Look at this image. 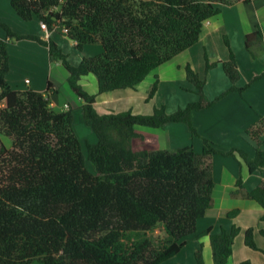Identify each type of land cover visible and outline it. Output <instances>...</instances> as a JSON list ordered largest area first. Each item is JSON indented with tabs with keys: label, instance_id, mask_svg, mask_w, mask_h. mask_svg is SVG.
<instances>
[{
	"label": "trees",
	"instance_id": "obj_1",
	"mask_svg": "<svg viewBox=\"0 0 264 264\" xmlns=\"http://www.w3.org/2000/svg\"><path fill=\"white\" fill-rule=\"evenodd\" d=\"M239 1L250 0H11L22 19L37 16L48 31L67 28V37L80 51L93 43L103 51L74 65L52 38L16 34L0 18L8 37L36 40L62 61L71 90L83 101L85 124L97 138L86 140L85 154L74 127L75 110L51 105L50 97L58 92L54 83L45 91L11 89L8 42L0 40V264H163L178 255L188 239L204 234L210 235L214 264L227 262L240 228L198 231L199 220L213 204V158L238 151L251 171L262 170L264 117L246 130L256 144V157L250 159L242 149L225 152L203 137L193 114L230 92L243 94L264 72L238 85L241 74L231 50L230 59L221 62L230 86L209 100L205 78L187 65L186 77L199 98L172 113L162 106L147 114L132 109L101 114L96 97L137 88L153 70L196 45L204 21L218 14L220 5ZM261 34L260 29L248 34L247 46ZM218 63L206 55L207 70ZM89 73L98 79V94L79 82ZM155 77L147 100L157 92ZM170 123L186 124L191 142L202 139V150L196 152L191 145L173 153L162 149L157 134L147 129ZM2 135L12 139V146L4 144ZM232 195L256 200L264 220V184L247 188L239 177ZM238 212L227 215L232 218ZM157 226L166 234L158 244L150 239L122 241L128 233ZM245 244L261 250L253 227L245 232ZM195 258L205 264L203 245Z\"/></svg>",
	"mask_w": 264,
	"mask_h": 264
},
{
	"label": "crops",
	"instance_id": "obj_2",
	"mask_svg": "<svg viewBox=\"0 0 264 264\" xmlns=\"http://www.w3.org/2000/svg\"><path fill=\"white\" fill-rule=\"evenodd\" d=\"M220 7L221 11L218 14L204 21L198 43L176 56L181 58L179 67L186 70V66L191 65L198 72L200 68L202 73L199 74L206 81L204 92L209 100L219 96L230 86L221 62L230 59L231 50L235 54L241 74L238 85L243 86L264 71V0L239 1L234 4H222ZM0 18L16 34L34 35L41 39L50 37L64 53L78 50L75 42L67 37L63 29L56 27L52 31L45 30L37 16H33L30 20L22 19L12 6L11 0H0ZM258 29L262 34L253 39L254 42L251 41L250 46H247V35ZM0 40L8 42L10 71L7 74V81L11 89L26 90L28 88L45 91L49 82H52L58 92L50 97L51 105L58 110L73 108L76 112L80 110L82 113L83 101L71 90L68 81L69 71L62 61L51 57L48 47L33 39L8 37L2 25H0ZM86 46L95 47L94 45ZM85 47L83 51L86 50ZM102 51L99 48H92V52H96L94 55ZM206 55L210 61L220 63L207 70ZM83 57L79 56V59L70 63L77 65ZM52 62L56 64V67H52ZM164 65H166L165 76L172 78L173 75L168 72V64H162L159 69ZM60 66H63L66 72L64 69L61 70ZM162 74V70L160 74H157L159 79L163 80L157 88L154 99L151 100H147L149 89L153 85L149 82V79H152L151 76H148L135 89L125 88L102 94H98V79L95 74L89 73L82 76L79 82L89 93L98 94L96 109L101 114L112 110L128 109L147 114L151 113L155 107L162 106L167 112L172 113L180 107L177 104L179 94L177 90L181 85H185L193 93L183 107L189 102L198 100L199 95L195 86L187 82L186 73L179 79L165 81ZM26 79H29V82ZM114 102L120 103L123 108H116ZM261 117H264V77L252 83L243 94L236 91L230 92L213 106L194 112L193 122L200 134L215 141L222 151L228 152L239 148L244 150L250 159H255V146L245 137V132L259 123ZM166 129L169 131L168 134L164 131ZM147 130L157 134L161 148L168 152L173 153L189 145L196 152L202 150V139L197 138L191 142L188 127L184 123H170L161 128ZM171 131H176L175 135H172ZM1 137L9 147L11 142H8L4 135ZM96 140L95 136L94 141L90 140V142ZM262 140L264 141V132ZM262 149L264 150V143ZM239 159L241 160H236L231 155H214L213 204L206 215L199 220L198 231L201 233L211 229L214 233H220L223 229L230 230L233 225H237L240 231L233 245V252L225 264H237L243 260H250L252 264H264V236L261 232L264 230L263 207L256 200L243 195H232V192L237 189L239 177H242L247 188L264 184V167L262 170L251 171L246 161L241 157ZM232 210L239 212L230 218L227 214ZM250 227L254 228V240L261 250H255L245 244V232ZM200 245H203L205 264H214L209 234H204L198 239H188L181 252L169 261H172L171 264H196L195 252Z\"/></svg>",
	"mask_w": 264,
	"mask_h": 264
},
{
	"label": "rangeland",
	"instance_id": "obj_3",
	"mask_svg": "<svg viewBox=\"0 0 264 264\" xmlns=\"http://www.w3.org/2000/svg\"><path fill=\"white\" fill-rule=\"evenodd\" d=\"M257 37H255L254 38V40L256 39ZM259 39H260V37H259ZM252 42H254L253 40H252ZM89 46H95V47H88V46H86L85 48H86V50H82V51H75V52H70V51H68V52H65V54L67 55V59L69 60V61H71V62H74V61H76L77 59H79L78 57L80 56V57H82V56H84V57H88V56H90V55H94L96 52H92V48H99L100 50H103V47H102V45H97V44H88ZM82 52V53H81ZM75 54H76V57H75ZM177 56V55H176ZM175 56V57H176ZM165 64H168V72L169 73H171V75H173L172 76V78H167L168 76H165V66L166 65H164L161 69H159V67L158 68H156L155 70H153V72L149 75V76H151L150 78H152V79H149V82H152V84H154V82H155V80H156V77L155 76H157L158 77V85H157V88H159V85H160V82H162V80L163 79H159V75H157V74H160V72H161V70L163 71V77H164V81L166 80V79H179V78H181V77H184V74L186 73V70H185V68H182V67H179L178 65L179 64H181V58L180 57H176V58H172L171 60H169V61H167V62H165ZM52 67L54 68V67H56V64L54 63V62H52ZM60 69L61 70H63L64 69V72H66V69L63 67V66H60ZM198 69V68H197ZM224 70V69H223ZM182 71H183V73H182ZM199 71L202 73V71L200 70V68H199ZM196 72H198L197 70H196ZM200 72H198V73H200ZM264 72V71H263ZM200 73V74H201ZM261 74V73H260ZM262 78H260V79H258V81L259 80H261ZM186 80V79H185ZM187 82L189 83V80L187 79ZM64 86H65V84H64ZM66 87V86H65ZM151 88H152V86H151ZM151 88L149 89V92H150V90H151ZM28 89V88H27ZM62 89V88H61ZM124 90V89H123ZM171 91V90H170ZM178 92H179V94L177 95L178 96V105L180 106L179 108H184L183 107V105H185V103H186V100L187 99H190V96L191 95H193V93L189 90V88H187L185 85L183 86V85H181V86H179V88H178V90H177ZM245 91V90H244ZM244 91H243V93H244ZM236 92H238V91H236ZM239 93V92H238ZM119 94H121V93H119ZM165 101V100H164ZM51 102V101H50ZM166 103V102H165ZM169 103V102H168ZM117 105V106H116ZM114 106L116 107V108H123L122 106H121V104L119 103V104H117V103H115L114 102ZM178 107V106H177ZM178 108V109H179ZM58 110V109H57ZM67 110V109H66ZM74 110H76V109H74ZM75 117H76V119H75V122H74V127H75V129H76V132H77V134H78V136L80 137V139H81V141H82V143H83V150H84V152H85V154L87 153L86 152V146H85V142H86V140H88V141H90V140H92V141H94V139H95V135H94V133L91 131V129L85 124V121H84V119H83V115H82V113H80V110H79V112H76L75 111ZM262 118V117H261ZM261 120V119H260ZM165 132H167V134H168V130L166 129V130H164ZM175 133H176V131H171V134L172 135H175ZM189 136H190V133H189ZM5 137V139L9 142H11V144H9L10 146H12V139L10 138V137H7V136H4ZM245 137L256 147V144H255V142L251 139V137L249 136V135H247V133L245 132ZM2 138V137H1ZM189 140V139H188ZM2 141L4 142V144L7 146V144H6V141L4 140V139H2ZM215 142V141H214ZM216 143V142H215ZM217 144V143H216ZM218 145V144H217ZM9 146V147H10ZM219 146V145H218ZM233 150V149H232ZM235 154L234 155H231V156H233V157H235L236 158V160H241V159H239V157H241L240 156V154H239V152L238 151H235L234 152ZM243 159V158H242ZM87 166H88V168L90 169V170H92V171H94V168L92 167V165L90 164V162H88L87 161ZM166 237V234H165V232L163 231V227L162 226H157V227H155V229H153V230H151V231H148V232H144V233H139V232H131V233H128V234H126L123 238H122V241H125V242H140V241H142V240H144V239H150V240H153L154 242H156V244H158L159 242H161L164 238ZM171 262L172 261H167L166 263H164V264H171ZM195 262H196V258H195ZM184 264H189V263H184ZM197 264V263H196Z\"/></svg>",
	"mask_w": 264,
	"mask_h": 264
},
{
	"label": "built area",
	"instance_id": "obj_4",
	"mask_svg": "<svg viewBox=\"0 0 264 264\" xmlns=\"http://www.w3.org/2000/svg\"><path fill=\"white\" fill-rule=\"evenodd\" d=\"M41 26L43 29L47 30V25L44 21H41ZM67 28H63L64 33H67ZM27 82H29V79H26Z\"/></svg>",
	"mask_w": 264,
	"mask_h": 264
}]
</instances>
